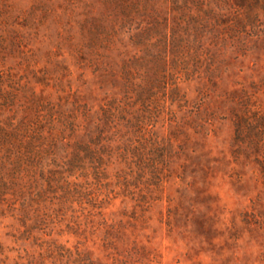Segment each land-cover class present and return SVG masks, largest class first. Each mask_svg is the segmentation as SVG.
Masks as SVG:
<instances>
[{
  "label": "rangeland",
  "instance_id": "374dc122",
  "mask_svg": "<svg viewBox=\"0 0 264 264\" xmlns=\"http://www.w3.org/2000/svg\"><path fill=\"white\" fill-rule=\"evenodd\" d=\"M156 8L175 26L169 3ZM115 10L103 0H0V119L43 121L55 135L43 173L21 185L8 171L0 178V264H264V149L257 131L238 142L234 125V114L264 115V15L246 34L185 11L201 62L188 56L189 77L133 96L129 116L97 139L101 108L125 106L124 64L142 57L144 84L161 50L132 40L145 17L116 25Z\"/></svg>",
  "mask_w": 264,
  "mask_h": 264
},
{
  "label": "trees",
  "instance_id": "16d2710c",
  "mask_svg": "<svg viewBox=\"0 0 264 264\" xmlns=\"http://www.w3.org/2000/svg\"><path fill=\"white\" fill-rule=\"evenodd\" d=\"M158 0H103V2L110 6L115 4V11L120 20L116 18L114 24L120 22V25L130 23L132 19L136 17L146 18L147 25L145 27L138 24L139 30L132 36L134 44L138 47L155 48L160 50V54L155 58V77L144 78L145 83H137L139 79L138 75L140 67H142L144 59L142 57H133L132 61H128L124 64V94H125V106L121 105V101L118 104L111 103L105 105L100 110V121L103 126H96L98 131L97 139H100L104 135V127L108 123H112L118 116H129L128 107H130V100L135 97V102H141L142 99L153 92L157 85H165L166 77L176 76V80L179 76L187 75L189 77V68L186 66V59L189 56L198 63L201 62L202 52L199 49H194L187 38L189 33L194 30L191 28V23H187L185 20L186 13L193 10H198V13L192 12L191 20L193 23L205 25L208 21L206 19H216L218 25L223 23L227 25V29L233 30L234 33H247V29L250 28L253 31L258 32L262 24V15H264V0H165L169 3L170 12L179 16L174 17L175 26H167V18L162 21L159 18L158 9L156 8V2ZM228 6L230 15L234 17L233 20L224 21L226 15L218 13L216 9L223 10L222 5ZM187 11V12H185ZM232 13V14H231ZM201 20V22H200ZM223 20V21H222ZM185 28L186 30H183ZM183 30V31H181ZM190 31V32H189ZM196 31V30H195ZM160 36V39L153 42L156 36ZM196 35H199L198 33ZM187 36V37H186ZM161 44V45H160ZM172 50V56L170 57L171 68H168V60L166 59V50ZM165 54V55H164ZM183 61L184 63H180ZM172 69V70H171ZM171 70V73H168ZM175 80V81H176ZM152 82V83H151ZM176 86L175 84H172ZM160 87V86H159ZM178 88L172 90V94L176 96ZM0 98H3L0 96ZM134 102V103H135ZM4 105L0 103V113L3 111L1 107ZM42 107V106H41ZM127 107V108H126ZM143 113V112H142ZM139 110L131 113L133 116H143ZM85 116V115H84ZM43 121L33 122L27 119V117L16 120L15 116H5L4 119H0V178L9 172L13 175L14 179L21 185L24 175L28 178H33V174L37 171L43 173V165L41 161L43 155L47 154V151L43 149L45 140L48 138H55V135L46 137L44 130L42 131L41 125ZM128 123L131 121L128 120ZM143 122H139L141 125ZM234 125L236 132V140L245 137L250 130L257 131V144L256 147L264 149V115L255 113L249 110L244 111L241 114H234ZM75 123L68 122L66 129L71 132L75 131ZM81 149H77L74 157L79 158ZM88 153H93L91 148H87ZM71 161V165H73ZM261 165V164H260ZM39 169V170H38ZM50 174L58 175L54 171H49ZM262 173L264 174V165H262ZM55 176L48 178V182L51 183L55 179ZM25 187V186H24Z\"/></svg>",
  "mask_w": 264,
  "mask_h": 264
}]
</instances>
